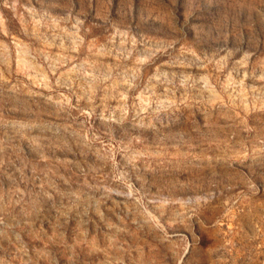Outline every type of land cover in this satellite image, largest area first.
Returning <instances> with one entry per match:
<instances>
[{
	"label": "rangeland",
	"instance_id": "rangeland-1",
	"mask_svg": "<svg viewBox=\"0 0 264 264\" xmlns=\"http://www.w3.org/2000/svg\"><path fill=\"white\" fill-rule=\"evenodd\" d=\"M0 264H264V0H0Z\"/></svg>",
	"mask_w": 264,
	"mask_h": 264
}]
</instances>
